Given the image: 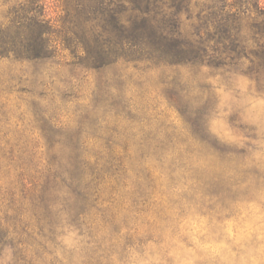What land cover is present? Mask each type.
<instances>
[{"label":"trees","instance_id":"trees-1","mask_svg":"<svg viewBox=\"0 0 264 264\" xmlns=\"http://www.w3.org/2000/svg\"><path fill=\"white\" fill-rule=\"evenodd\" d=\"M55 2L56 20L49 0H0V60L70 67L74 75L92 73L96 86L75 123L40 107L56 104L54 94L43 95L33 107L40 141L0 138V260L134 264L154 244L170 261L148 219L160 196L177 206L179 218L197 200L229 210L240 197L243 160L253 153L210 133L218 102L203 70L246 74L264 95V0ZM121 65L160 71L184 132L156 123L129 99ZM73 78L63 95L72 102L80 87ZM205 153L218 157L221 169L202 167L197 159ZM68 234L76 236L71 248L63 241Z\"/></svg>","mask_w":264,"mask_h":264},{"label":"rangeland","instance_id":"rangeland-1","mask_svg":"<svg viewBox=\"0 0 264 264\" xmlns=\"http://www.w3.org/2000/svg\"><path fill=\"white\" fill-rule=\"evenodd\" d=\"M49 1V14L56 20L61 14L60 9L55 0ZM5 10L0 8V21L4 19ZM186 20V29L190 31L192 20ZM40 66L17 63L13 59L0 60V138L28 139L32 145L34 141H40L42 133L35 119V111L39 108L36 104L35 110L33 107L43 95L54 94L56 104L39 106L52 108L51 113L61 114L62 121L70 122V125L75 123V112L79 113L81 106L92 98L96 86L92 73L87 77L80 71L74 75L70 67L58 69L51 63ZM42 69L44 76L40 75ZM119 69L125 75L126 95L130 100L146 109L156 123L171 125L178 133L186 130L185 122L169 105L162 91L160 71L137 70L133 65H121ZM203 72L213 86L218 102L217 113L208 123L210 133L221 143L253 153L243 160L247 174L238 187L240 197L230 204L229 210L220 205L211 210L209 202L197 200L179 218L177 206L166 194L160 196V205L153 208L148 219L158 227L163 240L161 247L170 249L172 260L168 261L151 244L145 257L136 255L134 264H264V95L246 74L222 77L212 75L207 69ZM72 77V81L80 85L74 95L78 101L74 102L70 95L63 99ZM197 160L209 170L222 167L219 158L211 153H205ZM63 241L69 248L77 244L74 234H68ZM10 258L6 256L0 264H8Z\"/></svg>","mask_w":264,"mask_h":264}]
</instances>
